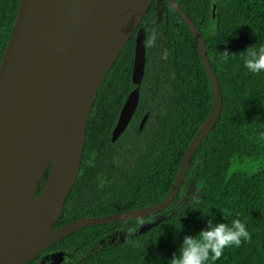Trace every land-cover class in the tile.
<instances>
[{
    "label": "trees",
    "instance_id": "trees-1",
    "mask_svg": "<svg viewBox=\"0 0 264 264\" xmlns=\"http://www.w3.org/2000/svg\"><path fill=\"white\" fill-rule=\"evenodd\" d=\"M20 0H0V61ZM200 29L222 97L220 114L194 152L181 187L164 210L143 217L147 229L133 234L136 219L82 227L47 253L85 254L83 264H168L185 235L239 218L252 239L229 247L208 264H264V72L250 73L240 52L264 43V0H176ZM138 27L155 29L156 46L145 48L144 75L132 118L115 140L112 130L135 87L131 79L136 30L105 75L91 107L80 168L53 229L71 220L145 207L169 193L184 152L210 113L212 86L195 39L167 0H151ZM167 50V59H161ZM237 53L221 62L220 53ZM263 166L252 171L250 163ZM43 174L37 193L48 176ZM190 195L183 203L189 185ZM201 203L195 204L191 196ZM198 207V208H197ZM237 214H239L237 216ZM225 217V219L223 218ZM180 229L178 230V228ZM89 249H94L87 253ZM56 264V263H50Z\"/></svg>",
    "mask_w": 264,
    "mask_h": 264
},
{
    "label": "water",
    "instance_id": "water-1",
    "mask_svg": "<svg viewBox=\"0 0 264 264\" xmlns=\"http://www.w3.org/2000/svg\"><path fill=\"white\" fill-rule=\"evenodd\" d=\"M150 2L19 1L0 61V264H27L82 227L156 214L177 195L194 152L220 114L222 97L200 29L176 0H167L195 39L212 86L210 113L190 140L162 200L52 228L80 168L87 119L98 89L135 30L131 72L135 87L120 109L112 141L125 130L138 105L145 67V31L138 25ZM192 187L193 182L181 203Z\"/></svg>",
    "mask_w": 264,
    "mask_h": 264
},
{
    "label": "clouds",
    "instance_id": "clouds-1",
    "mask_svg": "<svg viewBox=\"0 0 264 264\" xmlns=\"http://www.w3.org/2000/svg\"><path fill=\"white\" fill-rule=\"evenodd\" d=\"M157 32L155 29L145 34L143 41L144 48H153L156 46ZM237 53H230L227 50L220 53L221 62H227L230 56ZM244 67L252 74L264 72V43L259 45H249L240 53ZM168 53L165 50L161 59H167ZM195 204L201 201L195 196H191ZM198 208V207H197ZM209 216L206 227L199 230L195 236L185 235L181 244L174 253L168 264H208L209 260L215 261L222 257L224 250L229 247H239L242 242H249L252 239L251 233L247 230L245 223L239 218L231 221V225L222 222L213 223L211 214L203 213ZM239 214H237L238 216ZM225 219V217L223 216ZM143 217L136 218L137 226L143 225ZM180 227L178 228V230Z\"/></svg>",
    "mask_w": 264,
    "mask_h": 264
},
{
    "label": "rangeland",
    "instance_id": "rangeland-1",
    "mask_svg": "<svg viewBox=\"0 0 264 264\" xmlns=\"http://www.w3.org/2000/svg\"><path fill=\"white\" fill-rule=\"evenodd\" d=\"M252 171L259 166H263V164L259 163H250ZM165 214H158L154 217V219L149 222V223H144L143 225L139 226V228L133 233V234H128L123 231L116 232L114 235L109 237L110 241L113 242H118V241H123L127 237H131L132 235H135L137 233H140L141 231L147 229L148 227L155 225L159 223L162 219H164ZM94 251V249H89L87 253H91ZM85 254L82 256L71 259L69 257V254L67 252H53V253H47L41 256L36 264H50V263H56V264H83Z\"/></svg>",
    "mask_w": 264,
    "mask_h": 264
}]
</instances>
